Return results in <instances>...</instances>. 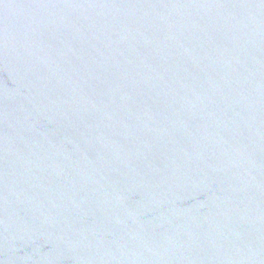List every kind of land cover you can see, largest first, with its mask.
<instances>
[{"label":"water","instance_id":"obj_1","mask_svg":"<svg viewBox=\"0 0 264 264\" xmlns=\"http://www.w3.org/2000/svg\"><path fill=\"white\" fill-rule=\"evenodd\" d=\"M0 264H264V0H0Z\"/></svg>","mask_w":264,"mask_h":264}]
</instances>
